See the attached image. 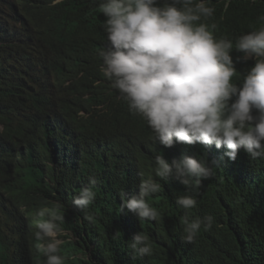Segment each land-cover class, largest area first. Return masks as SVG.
Masks as SVG:
<instances>
[{
	"label": "trees",
	"instance_id": "16d2710c",
	"mask_svg": "<svg viewBox=\"0 0 264 264\" xmlns=\"http://www.w3.org/2000/svg\"><path fill=\"white\" fill-rule=\"evenodd\" d=\"M206 2L214 13L199 22L217 39L235 45L240 35L264 26V0ZM104 3L66 0L49 15L47 0H0V264H46L38 250L44 241L35 237L37 223L49 218L38 215L44 208L63 217L56 223L64 264H264L263 190L247 179L250 191H233L217 166L189 186L160 180L159 191L147 197L159 213L156 220L140 221L121 207L122 199L138 194V178L121 188L113 178L117 166L100 161L95 146L110 131L97 132L104 122L93 113L102 104L116 109L120 93L108 85L95 91L100 78L80 64L77 40L64 23ZM231 54L239 84L255 57L235 48ZM84 187L93 188L95 199L78 209L72 200ZM181 195L193 196L196 207H178ZM186 215H211L213 224L186 243ZM138 232L149 237L152 254L133 259L128 243Z\"/></svg>",
	"mask_w": 264,
	"mask_h": 264
},
{
	"label": "clouds",
	"instance_id": "9594fccd",
	"mask_svg": "<svg viewBox=\"0 0 264 264\" xmlns=\"http://www.w3.org/2000/svg\"><path fill=\"white\" fill-rule=\"evenodd\" d=\"M63 1L47 0L49 15ZM213 13L206 0H166L163 6L160 0H106L64 22L77 40L80 64L91 66L100 78L95 91L108 85L120 93L116 109L102 104L93 111L104 122L97 132L110 131L98 138L95 150L101 162L117 166L113 178L121 188L138 178V194L122 199L121 207L140 221L159 216L147 197L159 191L160 180L189 186L193 178H209L215 166L221 182L233 191H250L245 185L249 179L264 197V26L240 35L234 45L199 22ZM234 48L255 57L239 84L234 83ZM194 148L203 153L187 151ZM95 195L92 187H84L72 204L86 209ZM196 204L191 195L176 199L186 212ZM46 213L49 218L36 225L35 237L44 241L38 250L46 264H64L58 252L64 239L56 223L63 217L47 208L38 215ZM213 219L186 215L183 241L191 243L202 226L211 228ZM128 247L133 259L152 254L142 232L134 234Z\"/></svg>",
	"mask_w": 264,
	"mask_h": 264
},
{
	"label": "rangeland",
	"instance_id": "374dc122",
	"mask_svg": "<svg viewBox=\"0 0 264 264\" xmlns=\"http://www.w3.org/2000/svg\"><path fill=\"white\" fill-rule=\"evenodd\" d=\"M60 240L62 241V239L60 238Z\"/></svg>",
	"mask_w": 264,
	"mask_h": 264
}]
</instances>
